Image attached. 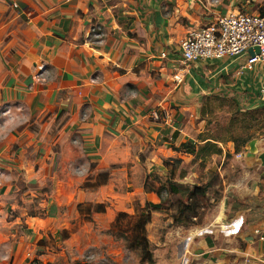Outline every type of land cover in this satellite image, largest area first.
Listing matches in <instances>:
<instances>
[{
    "label": "crops",
    "instance_id": "1",
    "mask_svg": "<svg viewBox=\"0 0 264 264\" xmlns=\"http://www.w3.org/2000/svg\"><path fill=\"white\" fill-rule=\"evenodd\" d=\"M240 8L241 0H0V200L18 188L13 179L46 182L60 173L85 199L118 188L114 181L122 177L120 189L154 204L155 192L131 178L144 168L143 174L166 175L195 158L174 146L203 143L193 135L202 96L236 92L252 107L263 106L254 100L261 73L238 74L246 56L180 63L190 28ZM176 70L184 75L181 84ZM241 211L234 215L241 218ZM217 219L201 225L193 217L188 228L174 230L184 235L178 243L184 264L263 261L264 219L220 243L210 230H198ZM21 224L0 212V264H32L42 255L36 226Z\"/></svg>",
    "mask_w": 264,
    "mask_h": 264
},
{
    "label": "rangeland",
    "instance_id": "2",
    "mask_svg": "<svg viewBox=\"0 0 264 264\" xmlns=\"http://www.w3.org/2000/svg\"><path fill=\"white\" fill-rule=\"evenodd\" d=\"M202 97L195 110L200 128L193 135L199 141L216 143L223 154L205 158L202 154L204 161L194 158L189 164H181L172 170L171 177L170 171L166 175L143 174L147 171L144 168L140 170L142 177L131 180L137 186L141 181L152 183L157 190L171 178L192 185L210 184L207 197L199 201L193 216L201 225L208 217L216 216L215 224L208 223L198 230H210L220 243L228 239L226 234L239 237L264 219V106L252 107L236 92ZM153 151L154 147L148 148L149 155ZM57 177L60 184L56 188ZM122 179L126 183L122 177L114 181L118 188L85 199L79 195V185L71 178L62 179L60 173L46 182L28 181L22 176L11 180L18 188L11 187L4 194L0 212L9 221L20 219L21 227L33 225L30 220L37 218L33 227L43 238H38L43 250L32 264H184L183 257L179 259L178 244L184 235L174 233L176 225L162 223L165 217L174 218L177 213V206H170L174 197L168 191H163L161 198L154 193V204L156 200H167L165 209L157 211L161 213L154 212L143 205L152 197L148 201L144 195L134 196L133 190L123 191L119 188L124 184ZM89 183L82 184L83 188L90 189ZM224 200L227 203L222 207ZM236 210H243L241 218L234 215ZM52 211L55 219L48 221ZM261 260L257 264H264V258Z\"/></svg>",
    "mask_w": 264,
    "mask_h": 264
},
{
    "label": "built area",
    "instance_id": "3",
    "mask_svg": "<svg viewBox=\"0 0 264 264\" xmlns=\"http://www.w3.org/2000/svg\"><path fill=\"white\" fill-rule=\"evenodd\" d=\"M14 6L18 7L17 4ZM254 7L256 11L252 10ZM250 50L255 53L253 57ZM243 56L246 60L240 64L238 74L243 76L257 70L261 73L263 81L254 100L264 106V0H241L239 11L219 16L205 26L190 28L180 44L183 68L197 61H222ZM161 58L166 59L167 53H162ZM181 72L176 70L173 76L177 84L184 81ZM156 117L160 118L158 113Z\"/></svg>",
    "mask_w": 264,
    "mask_h": 264
},
{
    "label": "trees",
    "instance_id": "4",
    "mask_svg": "<svg viewBox=\"0 0 264 264\" xmlns=\"http://www.w3.org/2000/svg\"><path fill=\"white\" fill-rule=\"evenodd\" d=\"M179 136L178 130L173 134V141H175ZM202 144H199L195 141H189L187 143H183L180 147H175L174 150L184 152L195 157V160L204 161L205 159H201V155L204 154V158L208 155H221L223 154V149L218 147L216 143L211 142L209 139L201 140ZM236 153H240V148H236ZM168 164V162H166ZM173 170V169H172ZM170 171V177L173 175V171ZM152 176V175H150ZM148 179L146 180V182ZM166 185H162L160 190H157L152 183L147 182L148 185L156 194L163 197V191H168L169 195L174 197V202L172 201V205L177 206V213L174 216V225L176 226H189V220L195 216H193L194 211L198 209L199 201H204L207 197L210 184L206 186L198 185V184H189L183 183L181 181L174 182L172 178L165 183ZM165 202L167 200L162 201L159 204L148 203L147 206L150 207L154 212L162 211L165 209ZM198 207V208H197Z\"/></svg>",
    "mask_w": 264,
    "mask_h": 264
},
{
    "label": "water",
    "instance_id": "5",
    "mask_svg": "<svg viewBox=\"0 0 264 264\" xmlns=\"http://www.w3.org/2000/svg\"><path fill=\"white\" fill-rule=\"evenodd\" d=\"M256 52L259 54V49H256ZM249 53L252 57L255 55L253 50H250Z\"/></svg>",
    "mask_w": 264,
    "mask_h": 264
}]
</instances>
